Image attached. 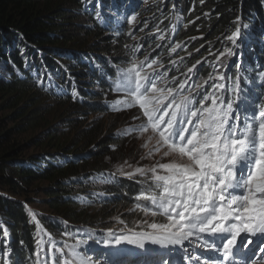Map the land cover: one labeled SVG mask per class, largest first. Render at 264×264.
Segmentation results:
<instances>
[{
  "label": "trees",
  "instance_id": "16d2710c",
  "mask_svg": "<svg viewBox=\"0 0 264 264\" xmlns=\"http://www.w3.org/2000/svg\"><path fill=\"white\" fill-rule=\"evenodd\" d=\"M243 25L228 77L264 103V0H0V264H33L42 229L69 238L81 224L104 231L116 212L148 205L136 200L143 179L114 174L129 153L113 134L121 123L83 119L109 113L102 100L131 57L157 59L176 94L202 99L197 92L213 90L210 53ZM199 79L208 81L202 90Z\"/></svg>",
  "mask_w": 264,
  "mask_h": 264
},
{
  "label": "snow or ice",
  "instance_id": "6c2138e0",
  "mask_svg": "<svg viewBox=\"0 0 264 264\" xmlns=\"http://www.w3.org/2000/svg\"><path fill=\"white\" fill-rule=\"evenodd\" d=\"M135 20L133 16L129 23ZM242 28L247 26L237 27L226 37L233 48H242L247 38ZM179 47L177 44L171 51ZM233 48H225L220 55L231 57L235 54ZM131 64L119 70V78L112 86L126 95V100L117 101L113 110L121 105L138 106L141 117L136 118L144 122L119 135L151 131L158 137L157 145L167 148L165 157L175 155L187 162H157L151 168L137 167L129 172L118 169L129 179L137 175L144 178L138 181L142 190L136 200L147 201L148 205L137 203L135 208L145 217L160 216L162 222L144 219L134 221L129 228L121 220L124 227L119 233L108 229L102 239H95L89 232L84 238L73 237L71 245L57 247L52 241L61 257H53L55 264H175L170 257L177 249L184 252L188 264H250L241 253L254 243L253 238L264 243V103L252 100L241 87L239 76L235 80L227 77L232 81L227 87L224 83L211 84L213 90L197 92V96L202 95L197 100L174 94V88L158 87L168 81L165 73L152 67L157 60L148 64L150 72L144 70L143 61ZM213 79L224 81L225 75H210L209 80ZM260 79L264 82V73ZM187 82L181 81L179 88L183 89ZM206 83L195 84L194 88L202 90ZM76 95L74 92V99ZM104 182H111V178ZM29 215L34 217L31 210ZM90 240L107 251L94 259L87 251ZM41 244L37 241L38 249ZM260 251L264 252V248ZM39 256L38 251L35 264H41ZM260 258L264 260V256Z\"/></svg>",
  "mask_w": 264,
  "mask_h": 264
},
{
  "label": "rangeland",
  "instance_id": "374dc122",
  "mask_svg": "<svg viewBox=\"0 0 264 264\" xmlns=\"http://www.w3.org/2000/svg\"><path fill=\"white\" fill-rule=\"evenodd\" d=\"M82 21V20H81ZM137 36L138 39V35L136 33H132V35H129V39L131 38V40H135ZM227 36H230L229 34ZM216 40V39H214ZM220 41H218L217 44H215V46H219V48H215L214 50H212V52L210 53V56L212 57L213 60V70L211 71V76L216 77L215 73L219 72V73H224L225 75V79H227L228 77V67L230 62L232 61V59L234 58V55H232L231 57H225L220 55V53L223 52L224 48H233L231 42L229 40H227L226 38L224 39L223 42H221V45H219ZM234 51V48H233ZM235 53V51H234ZM213 55V56H212ZM219 56V59H217V57ZM139 57V56H138ZM138 57H131L130 58V63L128 68H130L132 66L131 62L135 61L137 64H139L141 62V60H139L140 58ZM157 60V59H155ZM144 62V70L145 71H151V69L148 68V64L151 62L149 59H144L142 60ZM158 61V60H157ZM221 64L225 65L226 67H222ZM163 64L160 63V61H158L157 65H153L152 67L155 68L158 72L163 73V69L164 66H161ZM218 66H220V68L218 69ZM160 70V71H159ZM190 72H186L184 79L185 80H189V77H191V75H189ZM209 80V78H208ZM213 83H218L220 81H218L217 79H213L211 80ZM204 82V80L199 79L197 81V84H202ZM227 85L229 84V80H226ZM158 87H170L168 84H158ZM176 94V93H174ZM178 95V94H177ZM125 99V95L123 92H116L115 95H110L108 97H105L104 100H102V103H105L108 108H109V113H107L106 115H102V114H96V115H89L87 117H85L83 119L84 121V126L89 125L91 122H108L109 125L113 126V125H119L121 123L120 126H118L116 129L113 130V134H117L118 131L121 133L122 130L124 129H128V128H135L139 125H141L144 121L143 118H139L137 119L136 117H141V110L139 109L138 106H133L131 108H125L123 107V105H121L119 108H117L116 110H113V105L117 102V101H124ZM53 109V108H52ZM249 111H252V109H249ZM55 114H57V112H55ZM55 114H51V116L55 117ZM58 115V114H57ZM55 123V122H53ZM58 123V121H57ZM64 123L60 122V125H58V128L62 127ZM121 136V142L125 144V149H127V152L129 153H123L121 156L122 158H125V164L121 165V168H123V170L125 172H129L134 170L137 167H141V168H151L153 166H155L157 164V162L160 163H169V162H176V163H185L186 158H184L183 160L180 159L179 157L175 156V155H171L168 157L164 156V152L167 151L166 147H162L160 145H157V139L158 137H156L151 131L147 132V133H132L130 135L127 136ZM159 147L160 151H156V148ZM151 153V154H149ZM115 175L123 177V178H128L127 176L121 175L119 171H115L114 172ZM161 174H162V170H161ZM138 177V178H137ZM136 179H132V180H138V179H144L143 177H140L139 175H137ZM36 189L33 191V193L31 194V199H33L35 205L37 206V208L39 210H44V197L43 195L36 193ZM99 209V206L97 208L92 207L90 209H88L87 211L92 213L97 212V210ZM140 215V216H139ZM114 219H116V221H114V223H112V226L104 228V231L102 229H95L93 227H88L85 224H81L75 227L76 232L73 234L72 238H69V236L67 235H56V234H51L49 232V230L47 229H42V238H41V253L39 256V259L41 261V264H43V261H47L48 264H55V261L53 260V257H55V260H60V254L56 252V249L53 247L52 241H54L56 243L57 247H61L63 246L65 243H69V245L73 244L75 241L73 239V237H78V238H84L89 232H91L92 236L95 239H102L105 234L106 231L108 229H113L114 231H116L117 233H119V230L122 229L124 227L125 223L131 224V226H129V228L133 227V222L136 221H143L144 219H148L149 221L155 220L158 222H162V218L160 216L157 217H145L143 215L142 212L138 211L136 208H128L125 209L123 211H119L116 212V214H114V216L112 217ZM35 220V219H34ZM124 221V224L119 223V221ZM96 248V249H95ZM264 248V243H257V248L256 250H258L256 252V255L258 256L261 251L260 249ZM203 250V249H202ZM65 252H67V249H64ZM81 251H84V246L81 247ZM87 251H88V255L93 256V258H97L99 257V253L101 251H107L106 249H103L101 245H96L92 240L89 241V246H87ZM95 251V252H94ZM197 251H201L200 249H197ZM204 251V250H203ZM247 254H250L248 257H245V259H247V261H249V259L251 258L253 251L250 249V245L247 249ZM97 253V254H96ZM195 254V253H193ZM206 255V252H205ZM95 256V257H94ZM180 256V257H179ZM185 254L183 251L177 249L172 256L170 257L171 261H174L175 264H188V261L185 259ZM37 261V255H35L34 258V262L33 264H35V262Z\"/></svg>",
  "mask_w": 264,
  "mask_h": 264
},
{
  "label": "bare ground",
  "instance_id": "6f19581e",
  "mask_svg": "<svg viewBox=\"0 0 264 264\" xmlns=\"http://www.w3.org/2000/svg\"><path fill=\"white\" fill-rule=\"evenodd\" d=\"M239 56V55H238ZM237 57V56H236ZM250 57V56H249ZM163 66V65H162ZM241 68V67H240ZM247 70V69H246ZM160 71V70H159ZM248 71V70H247ZM262 72V71H261ZM164 73V72H163ZM167 73V72H166ZM234 74H235V72H233ZM242 73H243V71H242ZM245 74V73H244ZM261 74V73H260ZM256 75V74H255ZM241 76H242V74H241ZM245 76V75H244ZM260 76V75H259ZM166 79H168V78H166ZM170 79V78H169ZM241 79V78H240ZM243 79V78H242ZM251 80V79H250ZM169 81V80H168ZM247 81V80H246ZM248 82V81H247ZM113 84V83H112ZM172 84V83H171ZM177 85H178V83H177ZM176 85V86H177ZM171 87V86H170ZM112 88V87H111ZM178 93V92H177ZM103 94V93H102ZM106 96V95H105ZM104 96V97H105ZM103 97V96H102ZM104 100V99H103ZM138 178V177H137ZM136 179V178H135ZM141 185V184H140ZM94 199V198H93ZM91 200V199H90ZM141 203H142V201H141ZM143 203H145V201L143 200ZM139 211V210H138ZM140 216V215H139ZM241 235H244L243 233L241 234ZM238 242H239V238H238ZM69 244V243H68ZM249 247V246H248ZM256 238H255V240H254V243L253 244H250V249L253 251V254H252V256H251V258L249 259V262H250V264H264V260H262L260 257L261 256H264V252H261V254L260 255H256ZM96 249V248H95ZM95 252V251H94ZM247 249H245L242 253H241V256H242V258L243 259H245V257H248L250 254H247ZM97 254V253H96ZM244 254V255H243ZM206 255H211V253H208V252H206ZM95 257V256H94ZM180 257V256H179ZM185 257V256H184ZM246 261H247V259H245Z\"/></svg>",
  "mask_w": 264,
  "mask_h": 264
}]
</instances>
